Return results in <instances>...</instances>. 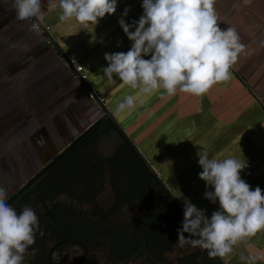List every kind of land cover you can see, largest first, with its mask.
I'll return each mask as SVG.
<instances>
[{"label":"crops","instance_id":"crops-1","mask_svg":"<svg viewBox=\"0 0 264 264\" xmlns=\"http://www.w3.org/2000/svg\"><path fill=\"white\" fill-rule=\"evenodd\" d=\"M142 4L143 0H118L114 15L86 28L75 20L61 23L59 10H48V0H42V10L54 38L61 40L62 51L84 67L93 90L109 99L119 119L132 123L135 143L146 144L139 148L146 159L156 161L161 154L164 165H186L185 174L187 167L202 172L200 151L210 158L235 157L246 163L241 178L252 190L259 187L264 192V0H215L218 26L234 28L245 45L230 69V79L203 96L177 92L163 98V89L140 94L122 85L118 77L109 82L102 71L108 66L106 53H126L132 47L119 20L124 18L129 25L138 21ZM126 8L130 11L123 17ZM59 48L30 31V22L18 21L11 0H0V183L4 177L16 176L21 177L17 187L27 185L105 117L74 70L67 68ZM127 95L135 97V106L117 113L116 106ZM231 110V117L223 115ZM153 153L157 154L153 157ZM178 176L184 177L180 187L186 188L191 176ZM190 179L205 183L199 175ZM19 188H11L7 202ZM250 255L264 256V231L238 242L226 261L245 264L241 257Z\"/></svg>","mask_w":264,"mask_h":264},{"label":"clouds","instance_id":"clouds-1","mask_svg":"<svg viewBox=\"0 0 264 264\" xmlns=\"http://www.w3.org/2000/svg\"><path fill=\"white\" fill-rule=\"evenodd\" d=\"M250 0H245L249 3ZM118 0H48V10L58 9L59 21L75 20L85 28L97 25L117 11ZM215 0H143V15L131 25L124 18L119 24L132 47L126 53H106L108 66L102 69L109 82L118 77L140 94L150 95L163 89L162 98L177 92L205 95L214 85L230 79V69L245 45L237 31L222 30L214 8ZM16 19L30 23V31L39 32L44 23L42 0H11ZM130 9L126 8L123 17ZM135 28V31L131 29ZM150 56V59L143 57ZM135 106V97L127 95L116 106L121 113ZM203 169L199 178L214 191L205 198L220 209L209 219L204 210L185 200L178 244H190L206 250L209 259H224L238 242L264 231V192L241 178L246 163L235 157L210 158L198 152ZM8 193L0 188V264H22L27 249L36 242L39 218L30 206L17 211L7 203ZM185 233L188 237H185ZM43 236L42 231L39 232ZM245 264H257L264 256H242Z\"/></svg>","mask_w":264,"mask_h":264},{"label":"trees","instance_id":"trees-1","mask_svg":"<svg viewBox=\"0 0 264 264\" xmlns=\"http://www.w3.org/2000/svg\"><path fill=\"white\" fill-rule=\"evenodd\" d=\"M114 133L121 144L113 155L103 157L99 151L101 140ZM108 186L112 196L100 201L105 199ZM7 203L17 214L25 206H32L39 218L36 242L29 247L35 252L32 264H54V253L62 254L77 246L84 253L81 264L90 263V258L96 262L92 253L101 249L109 264L141 258L165 264L166 253L172 250L168 242H178V229L184 220L161 181L106 116ZM39 207L44 210L40 212ZM125 209L136 214L130 221L121 222ZM177 264L223 263L195 248Z\"/></svg>","mask_w":264,"mask_h":264},{"label":"rangeland","instance_id":"rangeland-1","mask_svg":"<svg viewBox=\"0 0 264 264\" xmlns=\"http://www.w3.org/2000/svg\"><path fill=\"white\" fill-rule=\"evenodd\" d=\"M64 53H66V57H68V58L71 56V53H69V52L64 51ZM72 56H74V55H72ZM120 144H121L120 137H118L114 133L111 135V137L109 139H102L101 140L99 151L103 157H110L111 155H113L117 151ZM140 147L142 148V145H140ZM156 154L153 153L152 154L153 157ZM161 157H162L161 154H157V158H159V159H157L156 161L153 159V160H151V162L156 164L159 168H161V170L164 171V180H165L168 188L171 191H175V193L179 192V190H178L179 176L178 175H180L182 173V171L184 170L186 165L184 167L182 165L173 167V163H171L168 167H166V169H162L161 166H164L165 163L163 160L160 159ZM20 178L21 177H16V176H13V177L7 176V177L3 178V181L0 183V188H3L7 191V193H8L7 199L10 198V196H11L10 192L12 191V189L15 188V190L16 189L18 190L19 187H17V186H19V184L21 183ZM9 179H12V182L8 183ZM25 185L21 186L19 189H22ZM108 188L109 189H107V193H106L107 195L103 196V197H105V199L101 198L102 200L100 199V201L108 200V198L110 196H112L110 186H108ZM208 189H209V187H206V191H208ZM61 199H62V201L68 202L67 197H62ZM68 204H70V202ZM71 204H73V203H71ZM73 205H75V207L77 209H79V205H77L75 203ZM105 205H107V204L105 203ZM86 207L89 208V206H86ZM31 208L33 209L32 206H31ZM43 210H44V208L39 207L40 212H42ZM135 214H136L135 211L132 212L128 209H125L124 215H122L120 217L121 222H123V221L125 222L126 220L130 221L135 216ZM187 237L188 236H186V238ZM168 243L172 244L171 245L172 250L169 253H166V258L164 260L165 264H177L179 259L185 258L195 251V248H193L190 244H184L183 246H181L178 244V242L172 243V241H170V240ZM202 251H203V254H206V250H202ZM83 255H84L83 250L77 246V247H73V248L68 249L67 251L63 252L62 254L54 253L53 254V260H54V264H81V261H83L85 259V258H83L84 257ZM34 257H35V252L33 250L31 251L28 248L24 254V260H23L22 264H32L34 261V259H33ZM92 257H95V260L97 263L94 260H92L93 258H90L89 259L90 263L85 261V262H87L86 264H109L106 262L107 261L106 253L103 249H101L99 251H94L92 253ZM122 264H162V263L152 262L146 258H141L135 262H129V263L127 262V263H122Z\"/></svg>","mask_w":264,"mask_h":264},{"label":"water","instance_id":"water-1","mask_svg":"<svg viewBox=\"0 0 264 264\" xmlns=\"http://www.w3.org/2000/svg\"><path fill=\"white\" fill-rule=\"evenodd\" d=\"M44 23H46V22L44 21ZM52 30H53V27H52ZM56 40L58 41V45L61 49V46H60L61 40H59V38H57ZM60 51H62V49ZM61 53L66 56V53H64L63 51ZM69 58H71V56ZM83 84L87 88L93 87L91 81H88V83L84 82ZM230 89L233 90V87ZM102 98H104L106 100V105H103L100 102H98V103H99V105H101V107L105 113V116L107 118L113 120V122L117 126L118 130L122 133V135L125 137V139L131 144V146L136 150V152L139 154V156L145 161V164L147 165L148 169L156 176V178L159 181H161L164 189L169 194V196L172 198V200L177 205V207L181 210L182 214L184 215V211H185V200H188L192 204H194L198 209L204 210L205 215L210 219L212 216V213L214 211H217L220 209V205H219L218 201L215 204H213L208 199H206L205 195H204L205 193H202V194L198 193V189H202V191H205L204 189H206V187H208V186L205 183H200L199 181L192 182V180L190 178L193 176L196 177V175H199V173H201V172L195 173L193 167L192 168L187 167L186 172H185L186 175L184 174L183 171L180 174L183 176H191L188 180L186 179V181H185L184 186L186 188L180 187V185L182 184V180L184 179V177H181L179 179V186H178L179 192L175 193V191H171L168 188V186L166 185V182L164 180V171L161 170V168H159L156 164L152 163L150 161L151 159L150 160L146 159L145 156L143 155V153L140 151V149H139L140 145H142V147H144V146H146V144L142 141H140V142L138 141L137 143H135V141H134L135 136L132 134V123L130 124V122H125V120L119 119L118 115L114 114L113 111L111 110L109 99L107 97H102ZM107 99H108V101H107ZM223 115L224 116L230 115V117H231L233 115V110L226 111L225 113L223 112ZM225 120H227V119H225ZM130 126H131V128H130ZM126 127H128V130L126 129ZM130 132H131V134H130ZM178 164L179 163H177V165ZM168 166L169 165H164L161 167H162V169H166V167H168ZM209 190L214 191V189H210V188L208 189V191ZM217 258L223 264H228L226 261L227 260L226 257L224 259H220L219 257H217Z\"/></svg>","mask_w":264,"mask_h":264},{"label":"built area","instance_id":"built-area-1","mask_svg":"<svg viewBox=\"0 0 264 264\" xmlns=\"http://www.w3.org/2000/svg\"><path fill=\"white\" fill-rule=\"evenodd\" d=\"M32 22H37V21H35V19H33V21H31L30 23H32ZM37 33H40V34H42V35H44L46 37V41H47V44L49 46H52V47H55V48L56 47L59 48L58 41L54 38V36H53V30H52V27L50 25H48L46 23L41 24L40 31L37 32ZM59 50H60V48H59ZM61 52L62 51H60V54L62 56V60L64 62H66L67 68H71V69L74 70V75H75V77L78 80H80L83 83L84 82L85 83H88L89 78H88V75H87L84 67L81 66V65H78L75 59H73V58H67ZM87 89H88V97H89L90 100H93L95 102H100L101 104L106 105V100L104 98L100 97L95 92V90H93L92 87H89Z\"/></svg>","mask_w":264,"mask_h":264}]
</instances>
